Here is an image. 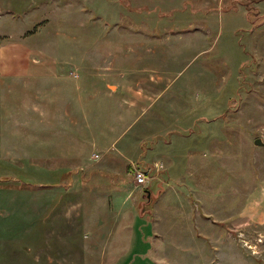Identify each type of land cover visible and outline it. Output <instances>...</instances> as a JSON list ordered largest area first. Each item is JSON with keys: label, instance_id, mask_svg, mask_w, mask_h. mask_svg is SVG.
Wrapping results in <instances>:
<instances>
[{"label": "rangeland", "instance_id": "obj_1", "mask_svg": "<svg viewBox=\"0 0 264 264\" xmlns=\"http://www.w3.org/2000/svg\"><path fill=\"white\" fill-rule=\"evenodd\" d=\"M28 60L44 74L26 78ZM114 86L112 103L96 92ZM66 99L86 136L152 120L168 150V173L158 160L148 182L183 196L171 190L156 251L137 245L126 264H264V0H0V264H82L91 240L87 263H100L106 230L80 233L100 202L80 213L58 184L113 178L93 170L101 144L83 142L80 169L59 156L58 125L43 121L62 119Z\"/></svg>", "mask_w": 264, "mask_h": 264}, {"label": "crops", "instance_id": "obj_2", "mask_svg": "<svg viewBox=\"0 0 264 264\" xmlns=\"http://www.w3.org/2000/svg\"><path fill=\"white\" fill-rule=\"evenodd\" d=\"M32 60H28V62L25 63V76L26 78L33 77L37 79L38 76L43 75L46 70L44 69V67H42L43 69L38 68L39 66H43L45 62L42 63L36 62L37 60ZM51 69L55 70V68L53 67ZM49 73L55 74L52 72ZM75 85L76 86L74 87V90H80V84ZM98 90L99 91L96 92H98L102 96V98H105L111 103L114 102L113 97L116 96L117 92L122 93L115 86L113 87V90L108 93V95H105L103 92L100 91V89ZM124 97L128 96L125 95ZM124 97H122L121 94V96L118 98L122 102H119V106L120 104H127V102L125 103L127 99ZM67 100L68 99L65 100V104L63 107L65 108V110H62L61 112V114L63 115L62 119H56L51 118L49 116H45V119L43 121L47 125V131L45 132L48 134L50 123L58 125V143L55 142V149L58 148L60 150L59 156L68 155L73 156L72 158H74L75 156L74 159L77 161L78 168L80 169L82 167L80 165L81 158L85 155V152L83 151V142L87 140L90 141L92 145L94 143L95 145L101 144L100 146L104 150V152L102 153V157H100L102 161L101 167L98 168L97 166H94L95 168H93V170L100 169V171L102 172L107 171L106 173L112 174L111 176L113 178L110 179L109 183L105 184L93 180H80L74 182L64 180L58 184L64 189V191H62L64 199L68 198V195L72 192L73 201L75 202L73 203L75 204V206L73 207L80 208V213L82 205H89V207H92L93 204H96L93 208L98 209V203L100 202L99 204H101L100 210H92V213L90 212V217L88 218L93 222L88 225L86 230H81L80 233L85 236L84 231H86L89 233L91 238H95L97 230H106V240L104 243L105 248H101L100 250V252H103V254L102 258H99V264H126L127 259H129L130 256L133 254V251L137 245L141 247L142 255H140L142 257H145L146 254L149 253V251L155 252L156 245L159 242L157 230L160 229V226L164 223L165 219L163 217V213H166V216L169 217L171 214H173V209L175 210V208L173 207L174 203L172 202V191L174 190L176 192L175 194L178 196H183V193L171 187L163 188L161 187V183L163 182L157 183L156 180H151L147 183V186L144 185L145 187L138 189L139 191H133L135 189L132 186L131 178V170L133 168L141 170L149 169L150 171L157 172L159 170L157 162H160L158 160L162 159L164 160V162H166V169L160 167V170H162L161 173L164 171V173H168V168H170L171 166L169 154H167V148L165 149V151L167 150L165 153H159V141L157 137H155L156 132H154L152 120H145V122L141 123L142 125L132 135H129L128 137H126V134L124 133L122 136L119 135L120 138L117 139L116 134H114L113 130H111V132L107 135L100 134L98 137L96 135L90 137L89 135L86 136L85 134H83L84 128L81 126L84 122L87 123L86 119L82 118L80 115H76V113L73 112L72 107L69 108ZM50 102V99H42L44 107L49 106ZM132 107L134 106L128 104L126 106V109L124 110L126 112L132 111L135 109V107ZM121 110L123 109L121 108ZM124 121H127V123L130 122L129 125L133 121V125L139 122L137 118L131 121L124 119ZM159 122H161L160 118ZM87 126L88 125H86V127ZM128 126L126 127V129L128 128ZM45 132L44 137L46 134ZM50 134H53V132L51 131ZM51 138H54V136L52 135ZM119 142L121 143L118 150H111L113 147H116L117 143ZM146 142L149 143V146H146ZM94 155L99 158V156L94 153L90 154L88 158L91 160V157L93 158ZM133 155H135L134 158H131ZM134 164L135 166H133ZM128 176H130V186H128L129 182L126 184V182L124 181ZM69 188L72 189L69 190ZM58 198H61V196L54 198V200ZM182 201L186 202V204L188 205L190 204L187 202V198L183 199ZM64 203V200L60 202V204L65 206ZM63 215L65 216V214ZM189 216L190 213L188 214L187 212L186 218L189 219ZM169 220L171 221V217L169 218ZM108 222L111 223L108 225ZM138 222L140 228H143L144 230L147 229L145 234H143L142 236H140L137 232L139 229L137 227ZM74 240V244L80 246L76 240V237L74 238ZM30 241L32 243L34 242L33 240ZM91 241H89V244H85L87 252L83 255L82 264H88V260H92L91 258H93L91 255V250L94 249V247L96 248V243H93ZM149 244L151 246H149ZM123 245L125 246L124 254L122 253L124 251V249L122 248ZM80 247L83 248V246ZM130 253L132 254L130 255ZM150 258L151 257L149 256V259ZM149 262H151V260H147V263Z\"/></svg>", "mask_w": 264, "mask_h": 264}, {"label": "built area", "instance_id": "obj_3", "mask_svg": "<svg viewBox=\"0 0 264 264\" xmlns=\"http://www.w3.org/2000/svg\"><path fill=\"white\" fill-rule=\"evenodd\" d=\"M96 157V155H94ZM151 171L149 169H137L133 168L131 170L132 175V185L133 187H143L151 178Z\"/></svg>", "mask_w": 264, "mask_h": 264}, {"label": "water", "instance_id": "obj_4", "mask_svg": "<svg viewBox=\"0 0 264 264\" xmlns=\"http://www.w3.org/2000/svg\"><path fill=\"white\" fill-rule=\"evenodd\" d=\"M254 146H263V144L259 141V139H256L253 141Z\"/></svg>", "mask_w": 264, "mask_h": 264}, {"label": "trees", "instance_id": "obj_5", "mask_svg": "<svg viewBox=\"0 0 264 264\" xmlns=\"http://www.w3.org/2000/svg\"><path fill=\"white\" fill-rule=\"evenodd\" d=\"M247 13V12H246ZM262 17V16H261ZM8 180V178L4 177L3 181Z\"/></svg>", "mask_w": 264, "mask_h": 264}]
</instances>
